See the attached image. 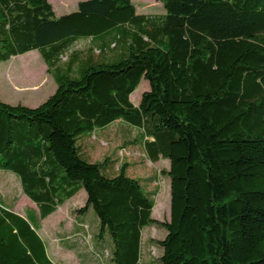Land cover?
Returning a JSON list of instances; mask_svg holds the SVG:
<instances>
[{
  "label": "trees",
  "instance_id": "16d2710c",
  "mask_svg": "<svg viewBox=\"0 0 264 264\" xmlns=\"http://www.w3.org/2000/svg\"><path fill=\"white\" fill-rule=\"evenodd\" d=\"M154 1L163 14L86 0L55 17L48 0H0V62L35 50L56 85L35 108L0 101V171L36 206L23 217L0 196V264H54L39 222L81 189L110 264H143L151 226L166 232L158 264H264V0ZM117 121L168 162V222L152 217L158 187L82 158L78 140Z\"/></svg>",
  "mask_w": 264,
  "mask_h": 264
},
{
  "label": "rangeland",
  "instance_id": "374dc122",
  "mask_svg": "<svg viewBox=\"0 0 264 264\" xmlns=\"http://www.w3.org/2000/svg\"><path fill=\"white\" fill-rule=\"evenodd\" d=\"M83 1L86 0H48V3L51 5L55 17H59L75 11L77 4ZM131 3L139 15L157 16L164 13L162 5L154 0H131ZM90 42H92L90 39L80 40L74 44L71 50L87 47ZM94 53L97 54L98 49ZM115 60L112 59L108 62ZM80 74L81 71L76 69L69 76L79 78ZM55 89L56 85L51 74L47 72L42 58L35 50L0 62V101L4 104L35 108L45 102ZM147 90L148 83L142 79L130 94V101L134 106H138L141 94ZM117 129L121 130L120 126L112 124L96 129L91 135L82 136L78 140L82 142V158L91 163H102L107 158L102 170L104 173H113L114 167L125 165V175L137 180L144 190L153 191V187H158L152 217L158 222H168L169 179L160 173L161 170L168 167V162L166 160L149 162L142 152L141 144L133 143L136 130L130 131V140H128L127 137L118 139L115 134ZM120 134L121 132L118 131L117 135ZM151 179L154 181L152 182ZM0 196L5 200L13 201L12 211L20 216L24 217L26 210L36 211V206L22 194L18 179L3 171H0ZM85 200V192L81 189L48 216L51 217L50 221L44 223L45 226L38 230V234L49 252L48 255L56 264H86L82 259V256L86 254L90 255L91 264H110L109 250L102 247L105 245L93 242L91 238V229L93 230L95 225L98 227L96 216L90 209L84 213L79 212L84 206ZM76 220L85 222L86 226L89 225L82 227L84 230V233H81L82 236L75 234ZM165 235L166 232L157 226L143 230V264H158V257L162 250L157 242L162 240ZM77 237L82 238L80 244L85 246L77 245L72 253L64 252L65 247L57 243L58 239L71 240ZM107 238L109 239L108 236ZM60 251H62V255L59 253Z\"/></svg>",
  "mask_w": 264,
  "mask_h": 264
},
{
  "label": "crops",
  "instance_id": "0c3cea01",
  "mask_svg": "<svg viewBox=\"0 0 264 264\" xmlns=\"http://www.w3.org/2000/svg\"><path fill=\"white\" fill-rule=\"evenodd\" d=\"M83 49V48H82ZM47 70V69H46ZM112 124H115V125H118V124H121V122H114V123H112ZM112 124H110V125H112ZM109 125V126H110ZM117 132H118V129L117 130H115V134L117 135ZM50 218L51 217H47V218H45L43 221H41V222H43V223H40L39 222V228H38V230L39 229H41L42 227H44L45 225H44V223H47L48 221H50ZM76 222H77V225H76V229H75V234H76V236H78V235H80V236H82L83 234H81V233H84V230H83V228L82 227H88L89 225H87L86 226V224H85V222H80V221H78V220H76ZM94 225H95V223H94ZM91 227V226H90ZM95 227H96V225H95ZM95 228L92 230L91 229V238H92V240H93V242H95L96 243V239H95V237H94V235H95ZM38 233V232H37ZM39 235V234H38ZM75 236V237H76ZM40 237V236H39ZM74 237V238H75ZM41 238V237H40ZM80 239V240H79ZM41 240H42V238H41ZM79 240V241H78ZM81 240H82V238H79V237H77L76 239H67V240H65V239H58V241H57V243L59 244V245H63L64 247H65V250H63L64 252H66V253H72V252H74V250L77 248L76 246L78 245H81V246H85L84 244L82 245V244H80L81 243ZM44 243V242H43ZM98 244V243H97ZM45 245V244H44ZM61 248V247H60ZM46 249V248H45ZM105 249H110V248H105ZM62 250V249H61ZM142 251H143V248H142ZM46 253H47V256H48V258L50 259V261L51 262H53L52 261V259L50 258V256L48 255L49 254V252L46 250ZM61 255H62V251H60L59 252ZM82 259H84L83 261L86 263V264H91V260L92 259H90V255H85V256H82ZM54 264H56L55 262H53ZM60 264V263H59ZM95 264V263H94Z\"/></svg>",
  "mask_w": 264,
  "mask_h": 264
}]
</instances>
